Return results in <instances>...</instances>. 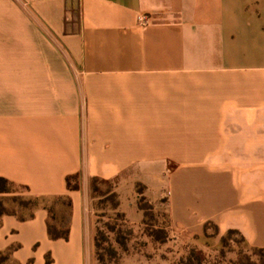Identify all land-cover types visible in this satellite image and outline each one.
Instances as JSON below:
<instances>
[{
  "label": "crops",
  "instance_id": "obj_1",
  "mask_svg": "<svg viewBox=\"0 0 264 264\" xmlns=\"http://www.w3.org/2000/svg\"><path fill=\"white\" fill-rule=\"evenodd\" d=\"M0 176L72 198L68 239L1 216L14 264H95L94 178L264 247V0H0Z\"/></svg>",
  "mask_w": 264,
  "mask_h": 264
},
{
  "label": "rangeland",
  "instance_id": "obj_2",
  "mask_svg": "<svg viewBox=\"0 0 264 264\" xmlns=\"http://www.w3.org/2000/svg\"><path fill=\"white\" fill-rule=\"evenodd\" d=\"M8 188L0 192V212L31 213V205L21 203L31 196L26 188ZM137 190L133 213H127L120 208L114 181H93L95 264H264V247L251 245L230 229L221 233L215 223L207 222L200 230L180 228L167 196L152 200L144 185L138 184ZM0 264L14 263L0 252Z\"/></svg>",
  "mask_w": 264,
  "mask_h": 264
},
{
  "label": "trees",
  "instance_id": "obj_3",
  "mask_svg": "<svg viewBox=\"0 0 264 264\" xmlns=\"http://www.w3.org/2000/svg\"><path fill=\"white\" fill-rule=\"evenodd\" d=\"M101 178H94V180H99ZM105 180V179H102ZM109 181V180H108ZM15 183L10 181L4 176H0V192L10 191L8 185H14ZM66 184L69 190H75L80 188V175L79 173L70 174L66 177ZM17 185V184H16ZM24 187V186H23ZM26 188V187H24ZM27 190V188H26ZM22 205H31L32 211L26 216H21L15 212H0V218L4 214H16L22 218L33 217L35 210L39 207H44L49 212L48 219V234L52 239L64 238L68 239L70 235L71 228V208H72V198L70 195H58L53 197L36 196L31 195L30 198L21 201ZM214 223V222H208ZM230 232L239 233L244 240L245 236L238 229H230ZM264 252V248H260ZM1 253H6L7 257L10 258L11 250L0 251ZM49 261V258H48Z\"/></svg>",
  "mask_w": 264,
  "mask_h": 264
},
{
  "label": "built area",
  "instance_id": "obj_4",
  "mask_svg": "<svg viewBox=\"0 0 264 264\" xmlns=\"http://www.w3.org/2000/svg\"><path fill=\"white\" fill-rule=\"evenodd\" d=\"M139 20L143 24H147L149 22V17L147 15H141L139 16Z\"/></svg>",
  "mask_w": 264,
  "mask_h": 264
}]
</instances>
